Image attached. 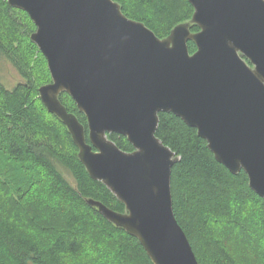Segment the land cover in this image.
I'll list each match as a JSON object with an SVG mask.
<instances>
[{
	"label": "water",
	"instance_id": "1",
	"mask_svg": "<svg viewBox=\"0 0 264 264\" xmlns=\"http://www.w3.org/2000/svg\"><path fill=\"white\" fill-rule=\"evenodd\" d=\"M6 1L35 26L29 38L51 78L39 99L66 127L89 177L125 212L93 198L87 206L136 238L152 264H198L173 213L179 157L156 136L158 115L195 128L215 160L233 175L244 171L264 199V0H187L191 18L163 38L113 0ZM112 133L133 150H121Z\"/></svg>",
	"mask_w": 264,
	"mask_h": 264
},
{
	"label": "trees",
	"instance_id": "2",
	"mask_svg": "<svg viewBox=\"0 0 264 264\" xmlns=\"http://www.w3.org/2000/svg\"><path fill=\"white\" fill-rule=\"evenodd\" d=\"M113 1L127 17L143 22L160 38L193 13L187 0ZM0 19V52L23 78L12 89L0 82V156L8 168V179L3 182L7 187L0 192L11 202L0 209V264H152L136 238L114 227L84 201L93 198L125 212L124 205L102 183L89 177L66 127L38 97V88L51 78L44 56L29 38L34 24L6 0H0ZM197 30V26L191 28L192 32ZM17 36L21 39H14ZM15 40L30 44L42 58L46 70L43 79L14 46ZM195 49L188 42L189 52ZM60 101L87 132L86 118L73 100L63 93ZM156 136L179 157L171 170L172 209L198 264H247L234 255L223 234L215 231V225L235 227L237 233L248 239L257 237L264 246V199L251 190L246 173L231 174L215 160L196 129L171 113H159ZM108 138L123 151L133 150L124 136L112 133ZM55 164L69 172L72 182ZM25 186H33L34 191H22ZM14 188L19 190L18 197L12 195ZM35 193L47 196L54 209L39 210L43 202L36 200ZM21 209L24 217H14ZM232 239L243 243L238 236ZM91 252L99 254V259L86 262V258L80 263L83 260L78 257ZM255 252L247 251L254 262L264 264V254Z\"/></svg>",
	"mask_w": 264,
	"mask_h": 264
},
{
	"label": "rangeland",
	"instance_id": "3",
	"mask_svg": "<svg viewBox=\"0 0 264 264\" xmlns=\"http://www.w3.org/2000/svg\"><path fill=\"white\" fill-rule=\"evenodd\" d=\"M135 6V5H134ZM132 9V8H131ZM2 25L1 19H0V26ZM14 39H21L18 36L14 37ZM15 40L14 41V46L20 48V50L22 51V53L24 54V56L27 58L28 62H30L33 65V71L34 73L40 77L41 79H43L45 77V65L43 63L42 58L39 56V54L37 52H34L33 47L30 46V44H28L27 42L23 41V40ZM26 52V54L24 53ZM23 78L22 76L19 74V72L17 71V69L13 66V64L0 52V82L2 83V85L7 88V89H12L15 85H17L19 82H22ZM57 169L64 175V177L69 180L70 182H72V178L69 175V172L64 169L62 166H60L59 164H55ZM16 168V167H15ZM8 168H6V166L4 167V165L2 164V157L0 156V171H3L2 173H0V182H4V180H7L8 178L6 177V170ZM16 170L20 173V169L17 167ZM16 171V172H17ZM4 186L2 187L1 183H0V191H2L6 186L5 183H3ZM34 185V184H33ZM2 187V188H1ZM26 188H30L28 186H25L22 188V191H24ZM33 189V186L30 188V190ZM27 191V190H26ZM34 191V189H33ZM19 190H16V188L13 189V193L12 195L15 197H18V193ZM37 196L39 198H37L36 200L43 202L41 204V206H39V210H42V208H47V209H54L52 208V206L49 205V199L48 197L44 196V194L42 196H39L37 193L34 194V196ZM16 199V198H15ZM10 201H8V195H4L2 192H0V209H2L3 207L6 208L7 206H10ZM3 208V209H4ZM26 209V208H25ZM22 209L21 212H17L15 214L14 217L19 218V216L21 217V219L24 217L23 213H22ZM51 213V212H49ZM20 219V218H19ZM223 224L219 225H215V231L220 232L221 234H223L224 239H226V241H229L230 243V247H232V249H234V255L242 262L244 263H249V264H260V262H254L253 258L250 254L247 253V251L249 250H255L256 254H258V252H262L264 254V250H263V243L258 241L257 237H254V239H248L244 236H242L241 234L237 233L235 227H233L232 229H228L226 228ZM222 227H225L226 229H223ZM238 236L239 239H242L241 241H243V243L241 244V242H239L240 244L236 243L235 241H233V237ZM100 238H95L96 241L99 242ZM240 241V240H239ZM99 254L96 253H90L89 255L83 254L81 255L80 258L83 261H80V263H85V259L87 258V261H90V258H96L99 259L98 257ZM257 256V255H256ZM264 257V255H262ZM77 258V259H78ZM92 260V259H91ZM263 260V259H262ZM101 262V260H100ZM242 262V263H243ZM263 262V261H262ZM263 264V263H262Z\"/></svg>",
	"mask_w": 264,
	"mask_h": 264
}]
</instances>
